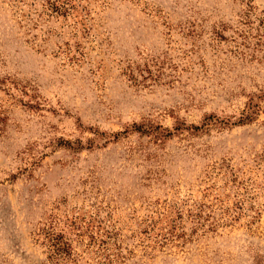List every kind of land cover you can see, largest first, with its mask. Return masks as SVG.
I'll list each match as a JSON object with an SVG mask.
<instances>
[{"label": "rangeland", "instance_id": "obj_1", "mask_svg": "<svg viewBox=\"0 0 264 264\" xmlns=\"http://www.w3.org/2000/svg\"><path fill=\"white\" fill-rule=\"evenodd\" d=\"M0 264H264V0H0Z\"/></svg>", "mask_w": 264, "mask_h": 264}]
</instances>
